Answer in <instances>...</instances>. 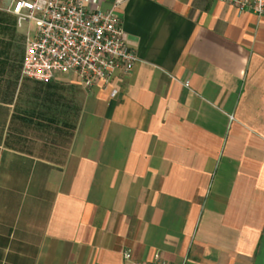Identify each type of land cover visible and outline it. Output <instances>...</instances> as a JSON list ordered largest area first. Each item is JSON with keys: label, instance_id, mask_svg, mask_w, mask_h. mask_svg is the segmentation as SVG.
I'll use <instances>...</instances> for the list:
<instances>
[{"label": "crops", "instance_id": "crops-1", "mask_svg": "<svg viewBox=\"0 0 264 264\" xmlns=\"http://www.w3.org/2000/svg\"><path fill=\"white\" fill-rule=\"evenodd\" d=\"M97 1L139 62L87 88L23 77L0 0V264H264V17Z\"/></svg>", "mask_w": 264, "mask_h": 264}, {"label": "built area", "instance_id": "built-area-1", "mask_svg": "<svg viewBox=\"0 0 264 264\" xmlns=\"http://www.w3.org/2000/svg\"><path fill=\"white\" fill-rule=\"evenodd\" d=\"M216 1L264 17V0ZM97 4V0H13L11 13L18 25L36 29L27 41L23 77L50 83L70 73L92 88L99 81L110 83L117 71L131 74L139 59L127 44L122 20L115 10L103 12ZM124 259H132L131 251L124 253ZM136 264L165 263L156 255L151 262Z\"/></svg>", "mask_w": 264, "mask_h": 264}]
</instances>
